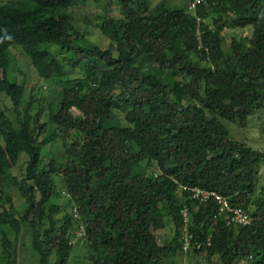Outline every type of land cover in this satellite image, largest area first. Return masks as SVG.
Masks as SVG:
<instances>
[{
	"label": "trees",
	"instance_id": "trees-1",
	"mask_svg": "<svg viewBox=\"0 0 264 264\" xmlns=\"http://www.w3.org/2000/svg\"><path fill=\"white\" fill-rule=\"evenodd\" d=\"M78 1L92 0L0 3V94L13 105L0 107V264H19L18 237L37 264H68L77 231L91 264H175L183 253L199 256L189 264H264V149L229 130L264 117V0H204L194 12L110 1L95 24L105 47L76 28ZM16 51L50 81L46 107L20 106L16 72L31 66ZM181 186L224 195L250 222L194 203L196 242L183 251Z\"/></svg>",
	"mask_w": 264,
	"mask_h": 264
},
{
	"label": "rangeland",
	"instance_id": "rangeland-1",
	"mask_svg": "<svg viewBox=\"0 0 264 264\" xmlns=\"http://www.w3.org/2000/svg\"><path fill=\"white\" fill-rule=\"evenodd\" d=\"M112 2L114 0H96V1H90L82 3L78 1L77 4H74L69 8V11L71 14L74 15V18L78 20V23H76V28H78L80 31L84 32V34L87 36V38L93 42H98L100 46L105 47L107 44V39L104 38L101 35V32L99 29L95 26V24L99 20V16L104 14L106 11V6L109 2ZM188 0H150L151 6L153 9H158V4L160 2L165 3L166 5L171 6H183L185 3H187ZM232 33H237V35H241L242 37L249 35V30L247 28L243 29H228L224 28L222 31V34L229 39ZM51 51L53 53L58 54V48L54 46H50ZM14 54H16L17 59L16 63L19 68H25L24 71L27 70L29 67L30 60L28 57L24 56L22 53L16 51ZM61 55H67L62 53ZM29 64V65H28ZM31 66V69L29 71H26L25 74L16 72V75L18 77V81L20 83H23L25 86V95L24 100L21 104V107L24 108L25 104H27L28 101H30V107H32L33 111L36 109V107H46L48 105V100H46L44 93L49 88V82L44 77H40L36 70H34ZM69 69V67H66ZM76 73L75 70H71L69 73V77H72ZM0 107L6 108L9 110V114L12 115V101L10 98L4 94H0ZM262 114H259V116H254L249 119L248 123L245 126L240 125H234L230 124L229 130L231 133V137L248 143L253 148L263 150L264 149V117H262ZM119 119L122 120V117L118 115ZM48 145L47 149H53L55 150L57 144L54 146ZM61 150H63L62 146H59ZM25 160L26 157L24 154H22L17 166L13 169V172L17 174L18 172H23L25 167ZM56 181L59 182L58 177H55ZM64 194L60 192L59 200L62 201L64 199ZM15 208L22 210V201L18 198L15 199ZM172 225L171 222L167 221L165 218V224L162 229L158 230V236L162 241L166 240L167 236L171 234ZM77 231V230H76ZM8 236L13 239L14 234L10 231H8ZM81 234L77 231L76 236L71 239V242L73 244L72 249L69 252L68 256V264H91L90 260V254L91 252L87 249L86 244L84 243L83 239L80 238ZM83 241V242H82ZM17 245V257L19 264H37L36 256L35 254L30 250H28L27 245L29 243L22 242L21 237H18L16 240ZM199 259V256H190L188 254H184L182 256H178L176 258L175 264H189L190 261L195 262ZM175 260V258H174ZM204 262L205 260L202 259Z\"/></svg>",
	"mask_w": 264,
	"mask_h": 264
},
{
	"label": "built area",
	"instance_id": "built-area-1",
	"mask_svg": "<svg viewBox=\"0 0 264 264\" xmlns=\"http://www.w3.org/2000/svg\"><path fill=\"white\" fill-rule=\"evenodd\" d=\"M204 0H190L188 7L191 10H195L196 6L202 3ZM182 189L188 191L189 203H183L180 207L181 215V228H180V238L182 242V250L187 251L193 242H196L190 231V221H191V210L190 207L194 203H205L212 200L216 204V215L217 218L223 217L229 221H233L239 224H247L250 222V216L240 207H233L227 197L224 195L207 188H202L199 186L186 187L181 186ZM198 246V244H197Z\"/></svg>",
	"mask_w": 264,
	"mask_h": 264
},
{
	"label": "clouds",
	"instance_id": "clouds-1",
	"mask_svg": "<svg viewBox=\"0 0 264 264\" xmlns=\"http://www.w3.org/2000/svg\"><path fill=\"white\" fill-rule=\"evenodd\" d=\"M7 0H0V3H5ZM189 1L190 0H188L187 1V4H186V6H187V8H188V10H190V11H192V12H194V10H191L189 7H188V5H189ZM204 2V1H203ZM202 2V3H203ZM40 77H42V76H40ZM42 79H44V77H42ZM44 80H47V79H44ZM48 82H49V84H50V81L49 80H47ZM4 94V93H3ZM44 94H46V92L44 93ZM5 95V94H4ZM11 100V99H10ZM47 100H48V98H47ZM23 101H24V97H23ZM23 103V102H22ZM13 106V105H12ZM21 106V105H20ZM25 108V107H24ZM74 110V109H73ZM35 111V110H34ZM74 111H76V110H74ZM31 112H33V109H32V107H31Z\"/></svg>",
	"mask_w": 264,
	"mask_h": 264
}]
</instances>
